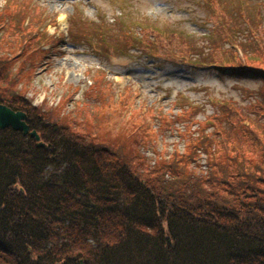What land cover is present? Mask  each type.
Here are the masks:
<instances>
[{
  "label": "trees",
  "instance_id": "1",
  "mask_svg": "<svg viewBox=\"0 0 264 264\" xmlns=\"http://www.w3.org/2000/svg\"><path fill=\"white\" fill-rule=\"evenodd\" d=\"M210 1L218 23L206 49L197 40L193 49L183 48L185 39L176 42L181 33L156 32L146 14L128 20L122 11L112 22L77 14L57 38L18 6L4 7L1 18L11 21L0 20V32L17 28L21 39L13 57L0 60V81L7 82L0 103L25 112L43 145L10 126L0 128V264H264V25L248 16L252 38L242 36L231 29V15ZM251 30L260 34L255 51L249 49ZM102 39L106 55L132 50L160 57V51L179 49L182 66L257 77L259 87L246 106L214 102L204 120L197 116L205 104L179 92L171 102L178 112H155L158 129L132 109L131 126L117 129L109 117L97 125L84 119L70 124L62 107L35 105L15 87L16 77L9 81L10 64L34 44L36 58L54 41L100 52L95 43ZM236 42L244 55H237ZM98 73L107 83L105 71ZM166 133H178L170 151L156 143Z\"/></svg>",
  "mask_w": 264,
  "mask_h": 264
},
{
  "label": "rangeland",
  "instance_id": "2",
  "mask_svg": "<svg viewBox=\"0 0 264 264\" xmlns=\"http://www.w3.org/2000/svg\"><path fill=\"white\" fill-rule=\"evenodd\" d=\"M212 1L221 12L231 15L229 18L233 23L231 29L238 28L242 36L252 38L246 31L250 23L246 20L248 16L264 25V0ZM209 3L212 2L210 0H10L7 3V0H0V20L10 19V16L1 18L2 13L6 11L4 7L11 9L14 6L13 10H18V6L19 12L26 13L30 22L41 29L46 26L50 34H58L57 38H59L65 35L70 19L77 14L95 20L99 14L112 22L114 17L120 16V12L125 10L128 20L142 14L150 16L153 22L152 28L157 30L156 32H167L173 36L176 32L181 33V37L176 42L185 39L188 44L183 45V48L189 47L190 44L193 49L197 40L198 46L205 45L204 49H206L211 46L209 39L212 36V28L218 23ZM240 3L246 6L244 12H247L246 15L242 13L241 17L238 14L239 9L237 10ZM258 5H263L260 10ZM258 10L259 14H257ZM0 24L2 26L3 21H0ZM4 28L3 32H0V60L13 57L12 54L17 52L21 39L17 28ZM72 28L75 31L76 24H73ZM251 34L254 35V40L249 49L255 51L254 46L258 43L256 37L260 34L254 30H251ZM191 37L195 40L192 41ZM103 40L95 43L102 48L100 52L91 47L89 49L79 46L70 47L63 41L56 47L57 41H54L53 45L44 46V53L36 58L33 55L34 44L26 54H19L10 64L7 70L9 81L10 78L16 77L15 87L17 85L19 91H24L26 97L31 98L35 105L62 107L64 112H68L66 121L70 124L76 121L82 122L80 119H84L90 126L97 125L102 119L109 117L112 118L117 129H121V126H131L135 118L130 115L131 109L137 112L138 116L136 114L135 116L139 120L150 122L158 129L155 112L157 114L160 111L167 114L178 112L179 106H173L171 102L179 92L188 95L189 100L197 106L205 104L204 110L202 109L197 116V120H204L213 113L214 102L230 100L243 107L255 98V92L252 90L259 87L260 80L257 77H233L219 74L205 66L204 68L182 66L183 57L179 54L181 52L179 49L173 48L171 52L162 55V52L158 51L160 57L135 53L132 50L125 54L110 51L112 54L106 55L102 50L106 49L107 42ZM33 41L36 42L32 40V43ZM214 41L218 44L222 42ZM233 44L237 55H244L242 46L238 42ZM188 51L192 52L191 49ZM190 57H192L191 53L185 56V58ZM253 57L259 58L257 55ZM175 58L178 60L177 65L172 63ZM100 69L105 71L107 83L104 78L101 81L98 73ZM19 70L22 71L17 76ZM96 83L98 87L95 89ZM5 85H7L6 80L1 78L0 87ZM89 86L94 90L91 94L87 92ZM126 87L128 89L125 90ZM128 96L129 103L123 107L119 102ZM83 126L73 130L80 131ZM99 131L100 134H105L101 129ZM177 135L178 133H166L165 138H158L156 143L162 144L164 149L170 151L172 145L177 143ZM149 154L152 155L151 152Z\"/></svg>",
  "mask_w": 264,
  "mask_h": 264
},
{
  "label": "water",
  "instance_id": "3",
  "mask_svg": "<svg viewBox=\"0 0 264 264\" xmlns=\"http://www.w3.org/2000/svg\"><path fill=\"white\" fill-rule=\"evenodd\" d=\"M26 115L22 111H15L6 105L0 104V128L10 126L13 130L22 131L23 134H29L30 137L39 141L40 137L36 130H30L29 126L25 122ZM39 146L43 143L39 142Z\"/></svg>",
  "mask_w": 264,
  "mask_h": 264
}]
</instances>
